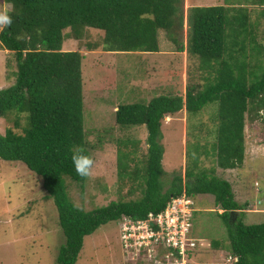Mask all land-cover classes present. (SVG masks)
I'll use <instances>...</instances> for the list:
<instances>
[{
  "label": "trees",
  "instance_id": "16d2710c",
  "mask_svg": "<svg viewBox=\"0 0 264 264\" xmlns=\"http://www.w3.org/2000/svg\"><path fill=\"white\" fill-rule=\"evenodd\" d=\"M4 2L12 7L13 23L2 29L0 45L15 56L17 67L14 85L0 90V119L17 112L27 116L29 128L24 136L11 129L0 134V159L24 164L42 179L43 189L55 202L66 238L58 263L77 264L85 238L102 226L124 217L145 220L150 214L163 212L173 198L186 194L193 199L205 195L215 198L223 211L221 217L229 222L236 264H264V224L243 222L248 205L236 201L229 181L217 177L215 170L198 171L201 168L197 166L193 172L187 169V182L176 176L168 191L163 183L164 121L184 110L192 118L215 102L219 104L217 167L233 171L244 166L247 118L260 119L264 112V73L255 79L251 68L253 59L263 55L256 43L259 23L253 20L251 8L186 9V0ZM252 6L264 10V0ZM91 29L103 35L101 54L98 44H85ZM160 33L175 52L198 60L200 82L188 83L184 96L161 95L148 104L119 106L116 123L121 129L146 127L148 131V154L142 171H130V153L120 151L118 158L119 174L129 177L134 185L138 183L142 197L81 211L69 200L64 178L80 185L88 179L78 175L72 163L78 150L91 157L84 125L85 91L107 88L102 74L112 68L101 64L105 55L160 53ZM70 40L86 45L89 54L65 51ZM238 214L241 218L236 220Z\"/></svg>",
  "mask_w": 264,
  "mask_h": 264
},
{
  "label": "rangeland",
  "instance_id": "374dc122",
  "mask_svg": "<svg viewBox=\"0 0 264 264\" xmlns=\"http://www.w3.org/2000/svg\"><path fill=\"white\" fill-rule=\"evenodd\" d=\"M257 1L186 0V9L188 5L251 8L253 20L259 23L256 43L263 54L259 60L253 59L251 63L255 79L264 73V10L252 6ZM88 34L85 44H98V53L101 54L102 33L91 29ZM160 41L164 50L173 46L166 41L164 33H160ZM78 50L89 54L84 44L80 46L72 40L65 43V51ZM5 52L0 45V90L15 83V56L11 53L6 55ZM163 63L160 58L134 54L105 55L101 61L104 68H108V64L112 68L110 73L102 74L107 88L97 87L93 92L86 89L84 94V125L91 146L89 152L94 161L92 172L85 185L69 177L64 178L68 198L79 210L91 212L112 202H128L142 197L139 184L134 185L129 177L119 174L118 158L120 151L130 153V171H142L148 154V131L146 127L121 129L116 123V108L119 104H148L158 96L175 95L168 87L174 77L178 78L180 71L177 67L184 71L186 65L187 83L195 85L200 82L196 58H188L184 62V58L170 57ZM162 82L164 90L169 89L167 92H161V86L155 90ZM184 86L183 83L174 91L184 96ZM19 117V126H15ZM174 119L170 127L164 121L162 128L165 191L170 189L176 176H182L187 182V169L193 172L200 166L198 171L215 170L217 177L232 184L236 201L240 205H248V211L242 215L243 222L247 225L264 224V112L260 119L254 116L247 118L246 161L241 169L233 171H223L217 167L218 103L209 104L192 118H188L184 110ZM183 122H186L185 133ZM28 128L27 116L17 112L0 119L1 135L11 129L24 136ZM194 200L196 211L191 238L199 247L194 252L191 264H228L226 260L232 256L229 222L221 217L223 211L216 205L213 196H198ZM236 217L237 220L241 215ZM65 242L58 209L43 189L42 179L22 163L0 159V264H59L60 249ZM125 258L128 260L120 239L119 222H112L85 238L77 264H128Z\"/></svg>",
  "mask_w": 264,
  "mask_h": 264
},
{
  "label": "built area",
  "instance_id": "2783aa9c",
  "mask_svg": "<svg viewBox=\"0 0 264 264\" xmlns=\"http://www.w3.org/2000/svg\"><path fill=\"white\" fill-rule=\"evenodd\" d=\"M196 202L186 194L173 198L160 214L119 221L120 239L128 264H191L199 244L191 238ZM203 247V246H202ZM228 264L238 258L230 256Z\"/></svg>",
  "mask_w": 264,
  "mask_h": 264
},
{
  "label": "crops",
  "instance_id": "0c3cea01",
  "mask_svg": "<svg viewBox=\"0 0 264 264\" xmlns=\"http://www.w3.org/2000/svg\"><path fill=\"white\" fill-rule=\"evenodd\" d=\"M198 6L199 5H191V6L188 5L187 9L192 8V7H198ZM1 31H2V29H1ZM64 50H65V48H64ZM5 53H6V55H9L8 51H6ZM134 55H144V56H147V57L151 56V57H154L155 59L160 58L162 60V63L164 62L165 59L170 58V57L171 58H176V59L184 58V62H185L186 59L188 61V58H190L187 53H177V52H175L173 46L171 48H169L168 50H164L163 47H162V45H161V52L160 53H154V54H139V53H135ZM122 56H125V55H122ZM177 69H178V71H180L179 74H178V78H175L174 77L172 79V84L168 88L171 89V90H173L172 93H175V95H182V94H180L181 92H175L174 89L177 88L179 85H182L184 83V85H185L184 86V92L186 93V88H187V84H188L187 83L188 73H187L186 65L184 67V71H181L180 70V67H177ZM163 83L164 82H162L161 84H159L158 87L155 90H159V87L161 86L162 87V90H160V91L161 92H164L165 90L163 88ZM167 86H168V84H167ZM168 88L166 89L165 92H167V90H169ZM89 89H90L91 92L95 91V88H93V89L89 88ZM149 91H152V90L149 88ZM185 93H184V95H185ZM120 105L121 104H119V106ZM119 106H118V108H116V111L117 112L119 110ZM177 116L178 115H176L175 117H168V118H166L165 125L168 126V127H170L173 124V122H175V119L174 118H176ZM84 123H85V118H84ZM183 124H184V128L183 129H184V133H185L186 122H183ZM165 125H163V126H165ZM129 130H131V129H129ZM6 244L8 245L9 244V241Z\"/></svg>",
  "mask_w": 264,
  "mask_h": 264
},
{
  "label": "clouds",
  "instance_id": "9594fccd",
  "mask_svg": "<svg viewBox=\"0 0 264 264\" xmlns=\"http://www.w3.org/2000/svg\"><path fill=\"white\" fill-rule=\"evenodd\" d=\"M12 23L11 5L0 0V29L7 28ZM72 163L78 175L82 177L91 175L94 161L89 155L84 154L83 150L74 152Z\"/></svg>",
  "mask_w": 264,
  "mask_h": 264
}]
</instances>
